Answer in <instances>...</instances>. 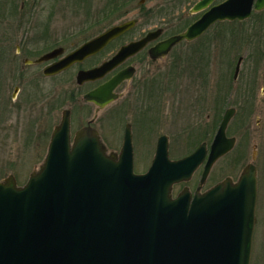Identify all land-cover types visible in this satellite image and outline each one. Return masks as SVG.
Listing matches in <instances>:
<instances>
[{
  "label": "water",
  "instance_id": "1",
  "mask_svg": "<svg viewBox=\"0 0 264 264\" xmlns=\"http://www.w3.org/2000/svg\"><path fill=\"white\" fill-rule=\"evenodd\" d=\"M252 2L228 0L212 9L185 33L157 44L151 50L153 59L183 40L200 37L217 21L244 20ZM263 8L264 0H258L256 9ZM134 24L111 28L47 66L44 75L58 74L98 53ZM160 35V30L150 32L100 67L79 72L78 83L102 78ZM62 53L56 49L39 62ZM132 73H119L84 99L106 107L117 99L116 87ZM233 114L228 110L223 118L202 182L234 147L235 139L226 136ZM205 156L202 145L191 156L172 162L163 138L149 171L136 175L129 130L120 160L115 161L90 127L79 131L71 144L70 112L65 111L41 170L22 188L13 176L0 183V264H250L258 192L254 165L244 169L236 184L226 179L193 199L188 191L176 199L170 196L172 186L188 180Z\"/></svg>",
  "mask_w": 264,
  "mask_h": 264
},
{
  "label": "rangeland",
  "instance_id": "2",
  "mask_svg": "<svg viewBox=\"0 0 264 264\" xmlns=\"http://www.w3.org/2000/svg\"><path fill=\"white\" fill-rule=\"evenodd\" d=\"M140 1L0 0V183L13 176L20 187L40 171L51 135L61 124L64 110L71 111L73 137L95 113V107L84 103L82 95L77 93L75 99L71 96L76 90L73 89L75 69L56 77L44 76L45 64L39 68L23 66L24 54L15 63L9 60L14 57L17 46L24 45L26 54L34 60L58 46L71 51L83 42V30L88 27L92 34L95 29L129 20L134 15L140 19L134 36L159 26L166 27L167 23L170 25L165 37L183 29L177 0H145L141 5ZM119 3L125 5L115 13L114 7ZM95 26L98 28H90ZM245 28L250 34L248 44H245ZM119 44L114 46L117 48ZM115 47L88 63L107 57ZM240 57L243 60L235 79ZM138 63L140 72L136 79L147 75L149 79L144 82L151 81L153 92L147 101L140 98L134 101L133 95L120 101L132 104L120 118L115 116V105L101 113L95 127L101 133L105 152H121L127 123H133V130L138 128L132 113H137L133 108L136 104L138 109H147L149 121L143 124H149L152 135L170 138L172 159L182 158L193 150L196 138L192 143L189 137L200 132L198 128H209L207 117L215 101L218 127L226 111L234 109L227 135L236 137L237 145L218 160L205 189L215 181L228 178L235 184L249 164L255 165L258 201L250 264H264V13L263 19L256 17L238 27L231 28L224 22L215 24L201 38L178 45L159 62L148 64L139 59ZM22 66L24 76L19 81L13 72ZM15 87H20V92L12 100ZM173 99H180V105H174ZM158 105L162 114L155 111ZM18 106L15 117L12 112ZM157 114L162 120L157 119ZM133 149L135 172H145L150 163L147 144L134 142Z\"/></svg>",
  "mask_w": 264,
  "mask_h": 264
},
{
  "label": "flooded vegetation",
  "instance_id": "3",
  "mask_svg": "<svg viewBox=\"0 0 264 264\" xmlns=\"http://www.w3.org/2000/svg\"><path fill=\"white\" fill-rule=\"evenodd\" d=\"M144 1L145 0H142L141 3H144ZM201 1H203V0H177L176 1L178 3L177 5L179 6V10H180L179 11L180 12L179 20L183 24V27H182L183 29L181 28L182 30H180V32L186 31L189 26H191L196 21L200 20L206 12H208L212 8L217 7L219 4L225 2L226 0H220V1L219 0H212V2H210L209 6H207L206 9H204V10L198 12V13H194L192 11L193 8L198 3H200ZM141 3H139V4L141 5ZM256 3H257V0H253L252 10H251V16L247 20H245V22L248 21V20H250V19H255L256 17H258L259 19L260 18L263 19L264 10L257 11L255 9ZM139 4H138V6H139ZM131 19H134L135 21H137V23L129 31L125 32L123 35H121L117 39L111 41L98 54H96L94 56H91V57L85 59L83 62L76 63V64L72 65L70 68H68L67 70H65V71L61 72L60 74L54 76V77H56V76H59V75H61L63 73H66V72L70 71L71 69H75L76 70L75 79H76L77 74L80 71H82V70H91V69H94V68L102 65L103 63H105L108 60H110L111 58H113V56L122 47H124V46H126V45H128L130 43H134V42L141 41L150 31H154L156 29H160L162 31L160 40H157L155 42L148 43L138 53H136L135 55L127 58L124 62H122L121 64H119L111 72L107 73L102 78L97 79L95 81H87V82H84L82 84H78L77 81H76V85H74V88H73V89H76L75 90L76 92L75 91L74 92H71V96L75 99V96H77V93H78L79 95H82V101L84 103H86L84 101V99H83V97H84L85 94H87V93H89V92L97 89L101 85L107 83L112 77H114L115 75H117V74H119L121 72L127 71L128 73H132V69L134 71L132 73V76H131L130 79L124 80L116 88L115 94L117 95V100L115 102L111 103L106 108H102V109L99 108V107H97L94 104L88 103V104L93 105L95 107V113L93 115V118L91 120H89L86 123V125H84L83 127H86V126L93 127L97 131V133H98L101 141H103V139H102V136H101V133L99 132V130L96 129L95 123L101 118V116H102L101 113L103 111H105L106 109H108L111 106L115 105V106H117V109L115 111V116L117 115L120 118L124 114L126 108L132 105V104H126V103H123V102H120V101H125L127 99L128 95L129 96H132L133 95L134 101L137 98H140L141 101H147L148 100V96L150 98V95L153 92V87L150 84L151 81L144 82L145 80H148L149 79L147 77V75L146 76H143L139 80L136 79L137 78V73L140 72V64L138 63V60L139 59H142L143 61L147 62L148 64L157 63L160 60L166 58L173 51V49L178 46L177 45V46L173 47L172 50L169 52V54L167 56H165L163 58H160L158 60H154L153 57H152V54H151V50L154 48V46L159 41L165 40V39H167V38H169V37H171L173 35H176V32L175 33H172L171 35H169L167 37H165V32L169 29V25H170V23H167L166 24V27L165 26H159V27H156V28L151 29L149 31H143L142 34H139V35L137 34V36L136 35L134 36V34H133L134 33V30L139 25L140 19L138 17H135V15L133 17H131ZM226 25H229V27H231V28L234 27V26H236V27L240 26L239 24L233 23V22L232 23H226ZM112 26H114V25H109V26L104 27V28H98L97 26L90 27V28H98V30H96V29L94 30V33H95V31L97 32V34H95V35H94V33L91 34V31H90V29L88 27V29L83 30V32H84V38L82 39L83 42H81V44H79L77 47H79L83 43H85V42L93 39L95 36H97L99 34H102L103 32L107 31ZM213 26H211L209 28V30L212 29ZM209 30H207V31H209ZM231 31H232V29H231ZM177 34H179V33H177ZM70 36H73V35L71 34ZM249 41H250V34H248L246 32V28H245V44H248ZM118 43H120V44L116 48L114 45L115 44H118ZM183 43L184 42H182L180 44H183ZM185 43L188 44V43H191V42H185ZM24 47H25L24 45L22 46V48L18 45L17 48H16V50H15V54L13 55L14 57H10L9 60H12L15 63V60L16 59L19 60V57H22V55L24 54V58L22 59L23 66H27L28 65V66H35V67H38V68L40 67V65H43V64H45V66H44V68H45L49 64H51L54 61L58 60V59H56V60H53V61H50V62H44V63L41 62L40 63L39 62V59L42 57V55L38 59H35L34 60V59H32V57H30V55L28 56L26 54V51L24 50L25 49ZM58 47L63 48L64 54H68V53H70L71 51H73L74 49L77 48V47H75L71 51H66V48L65 47H63V46H58ZM112 47H115L114 48L115 50L111 51L107 55V57H104V58L100 59L96 63H92V64H89L88 63L91 60L95 59L96 57H99V56L103 55V53H105L106 51H108ZM3 58H6V57L3 56ZM23 66L21 68H18L16 72L15 71L13 72L14 74H16V76L18 77V79H20L19 81H22L21 79L24 76V67ZM16 89H18V93H17L16 96H14L15 93H16ZM19 92H20V87H15L14 88V91H13V94H12V100H15L17 98V96L19 95ZM144 93L146 94V97H144L145 96ZM154 97H155V94H154ZM70 99L71 100H74L72 98H70ZM154 100H155V98H154ZM156 102H157V100H156ZM173 104L174 105H180V99H179V101H177L176 99H173ZM214 104L215 105L210 110L211 111V114L208 115V117H207V122L206 123L209 124V126H208L209 128L207 129L206 126L201 127V128H198L197 131H200L199 129H201V131L200 132H196L194 136H190L189 137L191 142L194 141L195 138H196L195 142H197V144L193 147V150H191V152L189 154L185 155L184 157L177 158V159H172L171 156H170V145H169L170 144V138L167 135H161V136H158V137L155 138L154 137L155 135H152L153 133H151L153 131H152V128H149V124H143L145 121H149V119H148L149 115L147 113H145V112H147V109H145V108L138 109L136 107L137 106V104H136L133 108H135L134 110L137 113L139 112V114L132 112L133 115H134V116L133 115L132 116H133V119L135 120V125H137L138 128L135 129V130H133V123H127L125 125V128H124L122 142H124V140H125V134H126L127 130H129V132L131 134V142H132V144L134 142H143V143L147 144V160L150 159V163H149V166H148V168H147V170L145 172H142V173L135 172V173L136 174H145V173L148 172V170L152 166L153 160H154V158H155V156L157 154V149H158L159 141L161 139L165 138V141L167 143L168 158L171 161H179V160H182V159H184V158L192 155L202 145H206V151H207L206 152L207 155H206L205 161L196 169V171L191 175L190 179L188 181L180 182V183H178V184H176V185H174L172 187V189H171V197L172 198H176L181 192H183L185 190L189 191L192 194V196L195 193H197V191H200V193H204V192L208 191L209 189H211L212 187L216 186L218 183L222 182L223 180H221V181H215L213 184H211L213 186L205 189V186L207 185V183L209 181L208 179L210 178V175L212 173V170L217 165V162H218L217 161L211 167V169L209 171V175H208L206 181L204 183H202L203 174H204V171H205V166H206L207 159H208V156H209L210 151H211V144L214 142L215 137H216L217 132H218L216 101L214 102ZM155 105L156 104H154V106ZM159 107L160 106L158 105V109H155V111L157 110V113L159 112L160 114H162V109H160ZM14 109L15 110L12 112L13 113L12 115H14L16 117L17 112H18L16 110L17 109H20V108L18 106L16 108L14 107ZM151 111H152V114L154 115L155 111H154L153 108L151 109ZM153 115H151L152 118H153ZM175 115H176V113H175ZM155 116H157V119L162 120V117L159 116L158 114L155 115ZM141 125H142V127L144 129L142 127H140ZM83 127H81V128H83ZM154 127H155V125H154ZM152 144H155L154 148L152 147ZM236 145H237V142H236ZM152 149H154V152H152ZM119 155H120V153L112 154V156L115 159H118ZM134 159H135V155H134ZM134 167H135V161H134ZM232 180L234 181V179H232ZM175 191H178V192L175 194Z\"/></svg>",
  "mask_w": 264,
  "mask_h": 264
},
{
  "label": "trees",
  "instance_id": "4",
  "mask_svg": "<svg viewBox=\"0 0 264 264\" xmlns=\"http://www.w3.org/2000/svg\"><path fill=\"white\" fill-rule=\"evenodd\" d=\"M126 4H127V3H126ZM129 4H130V3H129ZM124 5H125V4H122V6H121L120 3H119V6H118L117 8L114 7V9H115L114 12H115V13H116V12H119V10H121V9H119V7H120V8H123ZM128 6H129V5H128ZM118 9H119V10H118ZM117 10H118V11H117ZM108 19H109V18H108Z\"/></svg>",
  "mask_w": 264,
  "mask_h": 264
}]
</instances>
